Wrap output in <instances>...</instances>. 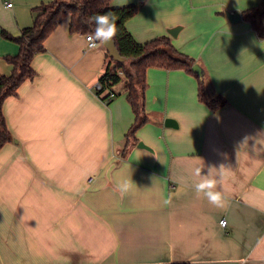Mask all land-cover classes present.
<instances>
[{
    "label": "crops",
    "instance_id": "crops-1",
    "mask_svg": "<svg viewBox=\"0 0 264 264\" xmlns=\"http://www.w3.org/2000/svg\"><path fill=\"white\" fill-rule=\"evenodd\" d=\"M51 1L0 0V77L19 53L3 34L18 37ZM111 1L137 6L136 42L169 37L201 68L207 98L226 104L201 102L185 70L150 68L148 122L125 149L126 85L97 93L106 48L89 49L66 17L34 57L35 78L2 106L12 140L0 149V264H264V149L252 150L264 131V38L242 16L263 0ZM220 165L216 207L195 192L194 172Z\"/></svg>",
    "mask_w": 264,
    "mask_h": 264
},
{
    "label": "trees",
    "instance_id": "trees-1",
    "mask_svg": "<svg viewBox=\"0 0 264 264\" xmlns=\"http://www.w3.org/2000/svg\"><path fill=\"white\" fill-rule=\"evenodd\" d=\"M109 12L116 17L117 34L113 42L120 61H115L106 51L107 65L98 79L102 89L97 93L113 91V88L121 83L126 85L127 101L135 119L126 136L125 149L131 142L133 144L136 142V132L148 122L145 113V91L147 71L150 68L185 70L198 78V97L201 102L207 104L213 111L226 104L220 95L212 99L207 98L204 76L200 77L192 71L194 61L178 52L169 37H159L145 44L135 41L127 29V23L137 15V6L114 7L111 0H52L34 9L36 16L33 25L23 29L18 37L3 34L5 38L19 46V53L15 57L7 58L13 68L11 74L0 77V149L12 140L2 111L3 103L7 98L17 96V91L24 82L35 78L32 61L37 54L45 52L47 38L70 15L73 19L70 33L93 36L96 25L92 18L97 14ZM242 16L259 37L264 38V0L259 7L244 11ZM118 72H122L123 76H119ZM103 100L107 101L108 95L103 96Z\"/></svg>",
    "mask_w": 264,
    "mask_h": 264
},
{
    "label": "clouds",
    "instance_id": "clouds-1",
    "mask_svg": "<svg viewBox=\"0 0 264 264\" xmlns=\"http://www.w3.org/2000/svg\"><path fill=\"white\" fill-rule=\"evenodd\" d=\"M95 22V31L92 37L89 39H95L100 42H109L114 39L117 34L116 17L112 13L97 14L92 18ZM254 144L252 145L253 151L264 149V131L257 132L253 136ZM249 141V137H245L240 145L246 144ZM239 145V146H240ZM260 146L258 149L257 146ZM225 166L220 165L219 170L215 166H209L208 173L202 175V168L195 169L194 175L199 178L198 182L194 184V190L197 194H203L210 204L216 207H223V197L220 191L216 190L219 183L218 176H222V172ZM128 181H124L119 186V191L123 194L129 190ZM165 204L170 201H164Z\"/></svg>",
    "mask_w": 264,
    "mask_h": 264
},
{
    "label": "water",
    "instance_id": "water-1",
    "mask_svg": "<svg viewBox=\"0 0 264 264\" xmlns=\"http://www.w3.org/2000/svg\"><path fill=\"white\" fill-rule=\"evenodd\" d=\"M228 19L231 21V22H237L241 19V16L239 13H227L226 14ZM178 32V29H173L169 32V34L172 36V37H176V33ZM103 46L106 48V51L109 53V55L115 60V61H120V58H119V54L115 48V44L113 42V40L109 41V42H103ZM192 71L199 75L200 77L202 76V71H201V68L197 65H194L192 67ZM139 147H145L143 146L142 144H139ZM146 148V147H145Z\"/></svg>",
    "mask_w": 264,
    "mask_h": 264
},
{
    "label": "built area",
    "instance_id": "built-area-1",
    "mask_svg": "<svg viewBox=\"0 0 264 264\" xmlns=\"http://www.w3.org/2000/svg\"><path fill=\"white\" fill-rule=\"evenodd\" d=\"M9 6H11V5H9ZM90 37H92V35H90V34L86 35L87 47H88L89 49H93V48H95L98 44H97V41H96L95 39H89ZM118 75H119V76H123V73H122V72H118ZM96 89H97V91H101L102 87H101V85H100L99 83L97 84ZM113 97H114V94H113V93H109V94H108V100H107V101H110ZM220 225H221V227L225 228L226 225H227V221H226V220H222V221L220 222Z\"/></svg>",
    "mask_w": 264,
    "mask_h": 264
}]
</instances>
